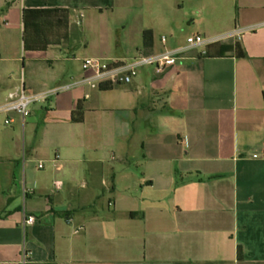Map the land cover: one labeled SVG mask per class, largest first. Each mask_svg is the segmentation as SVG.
Here are the masks:
<instances>
[{
	"label": "crops",
	"instance_id": "obj_1",
	"mask_svg": "<svg viewBox=\"0 0 264 264\" xmlns=\"http://www.w3.org/2000/svg\"><path fill=\"white\" fill-rule=\"evenodd\" d=\"M153 1L135 14L133 0H0V106L20 88L71 87L26 119L0 113V264L23 248L32 264H264V0H198L203 37L240 38L130 85H82L72 52L82 41L92 55V35L112 62L185 46L165 36L178 34L175 3ZM45 8L70 11V38L25 52L23 10ZM235 43L245 58L225 52Z\"/></svg>",
	"mask_w": 264,
	"mask_h": 264
},
{
	"label": "built area",
	"instance_id": "obj_2",
	"mask_svg": "<svg viewBox=\"0 0 264 264\" xmlns=\"http://www.w3.org/2000/svg\"><path fill=\"white\" fill-rule=\"evenodd\" d=\"M242 32V30L235 29L229 34L215 38H205L196 35L188 38L186 40L187 44L183 48L154 55L141 54L122 61L112 62L104 58H87L82 61V70L89 75L81 81V84H89L92 88H96L101 84L112 86L130 85L142 68L153 67L156 74H162L167 68L175 65L185 53L201 48L205 49L210 45L231 39H239ZM161 41L165 42V38L162 37ZM70 88V86H63L50 92L36 95H28L22 88L17 89L9 93L6 102L0 106V113H14L22 119H26L30 116L31 107L34 104L46 101L47 98L67 91ZM11 123V119L5 120L6 125ZM55 160H58V156H55ZM38 168H43V162H39ZM36 222L35 217L28 216L24 220V226H32ZM19 264H32L31 253L26 248L22 250Z\"/></svg>",
	"mask_w": 264,
	"mask_h": 264
},
{
	"label": "trees",
	"instance_id": "obj_3",
	"mask_svg": "<svg viewBox=\"0 0 264 264\" xmlns=\"http://www.w3.org/2000/svg\"><path fill=\"white\" fill-rule=\"evenodd\" d=\"M70 11L59 8L24 9L22 13L24 51H46L50 46H57L67 42L69 35ZM153 46V37L150 33L142 36V49L149 50ZM208 48V47H207ZM225 52H232L237 58H245L246 53L238 43L228 45ZM204 55H208L206 51ZM116 86L109 84L99 85L101 91L111 90ZM82 104L79 102L72 115V122L82 121Z\"/></svg>",
	"mask_w": 264,
	"mask_h": 264
},
{
	"label": "rangeland",
	"instance_id": "obj_4",
	"mask_svg": "<svg viewBox=\"0 0 264 264\" xmlns=\"http://www.w3.org/2000/svg\"><path fill=\"white\" fill-rule=\"evenodd\" d=\"M134 1V13H140V8L142 7L143 2L147 1V0H133ZM175 3L176 6V14H175V18L177 19L178 22V34L175 35V39L176 40H171L170 37L168 35L167 39H168V44L171 41H177L178 43H181L183 45H186V40L188 39V37H194L196 36V34H200L197 30L199 28V21H198V15H199V11L197 10L198 6L196 5V2L198 0H171ZM153 2L157 3L158 5H163V6H168L170 5V0H154ZM143 3V4H142ZM147 3V2H146ZM193 20H195V23H193ZM159 33H157L158 35H162L163 32L161 31H157ZM160 35V36H161ZM201 36H203L202 34H200ZM94 43H95V36L92 35V55H90L88 52H86L87 50L85 49V47H83L82 45V41L79 42V45H76L75 50L72 52L73 55L76 57V61L74 62V69H78L81 66V62L83 61L84 58H101L103 57L102 55H99V53H96L95 47H94ZM119 44V42H117V39L115 37V39L111 40V54L110 56H117L119 54H121V47L117 46ZM120 44H122V42H120ZM158 48H160V46L158 45ZM67 54L63 53V58H65ZM18 75L21 69V63L18 64ZM63 66V65H62ZM64 66H69V62L64 63ZM19 82V81H18ZM107 200V199H106ZM106 200H103L104 205L106 204ZM92 208L89 207L87 208L85 211L87 213L92 212L91 210Z\"/></svg>",
	"mask_w": 264,
	"mask_h": 264
}]
</instances>
